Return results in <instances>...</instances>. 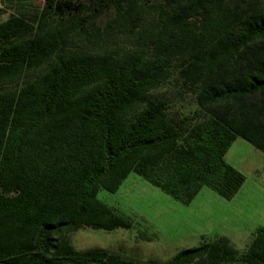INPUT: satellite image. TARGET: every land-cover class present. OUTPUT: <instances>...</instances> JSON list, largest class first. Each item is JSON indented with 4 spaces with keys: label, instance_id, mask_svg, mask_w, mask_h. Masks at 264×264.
Returning <instances> with one entry per match:
<instances>
[{
    "label": "trees",
    "instance_id": "trees-1",
    "mask_svg": "<svg viewBox=\"0 0 264 264\" xmlns=\"http://www.w3.org/2000/svg\"><path fill=\"white\" fill-rule=\"evenodd\" d=\"M0 264H264L203 238L167 260L77 250L84 228L130 229L98 198L131 172L183 204L233 199L225 156L264 151L263 0H0ZM142 237H145L142 236Z\"/></svg>",
    "mask_w": 264,
    "mask_h": 264
},
{
    "label": "rangeland",
    "instance_id": "rangeland-1",
    "mask_svg": "<svg viewBox=\"0 0 264 264\" xmlns=\"http://www.w3.org/2000/svg\"><path fill=\"white\" fill-rule=\"evenodd\" d=\"M23 1L30 10L43 5V0ZM13 11L8 9L0 21ZM225 159L246 178L233 199L205 186L190 204H183L131 172L116 192L100 189L98 198L128 217L133 227L84 228L69 234L71 244L77 250L104 248L125 259L167 260L182 249L198 246L203 238L224 236L243 252L256 230L264 227V151L238 137Z\"/></svg>",
    "mask_w": 264,
    "mask_h": 264
}]
</instances>
